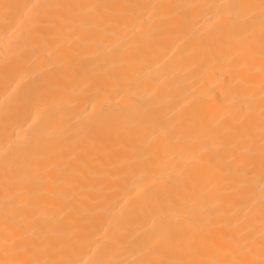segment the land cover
<instances>
[{"label":"bare ground","instance_id":"obj_1","mask_svg":"<svg viewBox=\"0 0 264 264\" xmlns=\"http://www.w3.org/2000/svg\"><path fill=\"white\" fill-rule=\"evenodd\" d=\"M0 264H264V0H0Z\"/></svg>","mask_w":264,"mask_h":264}]
</instances>
